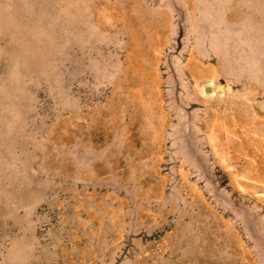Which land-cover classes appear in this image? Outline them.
<instances>
[{
  "label": "rangeland",
  "instance_id": "rangeland-1",
  "mask_svg": "<svg viewBox=\"0 0 264 264\" xmlns=\"http://www.w3.org/2000/svg\"><path fill=\"white\" fill-rule=\"evenodd\" d=\"M0 264H264V0H0Z\"/></svg>",
  "mask_w": 264,
  "mask_h": 264
},
{
  "label": "water",
  "instance_id": "water-1",
  "mask_svg": "<svg viewBox=\"0 0 264 264\" xmlns=\"http://www.w3.org/2000/svg\"><path fill=\"white\" fill-rule=\"evenodd\" d=\"M208 88H209V86H208V85H206V86H205V89L207 90Z\"/></svg>",
  "mask_w": 264,
  "mask_h": 264
},
{
  "label": "bare ground",
  "instance_id": "bare-ground-1",
  "mask_svg": "<svg viewBox=\"0 0 264 264\" xmlns=\"http://www.w3.org/2000/svg\"><path fill=\"white\" fill-rule=\"evenodd\" d=\"M210 90V88H208L207 90L205 89V91H209Z\"/></svg>",
  "mask_w": 264,
  "mask_h": 264
}]
</instances>
